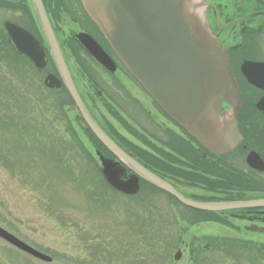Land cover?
Listing matches in <instances>:
<instances>
[{
    "label": "rangeland",
    "instance_id": "rangeland-1",
    "mask_svg": "<svg viewBox=\"0 0 264 264\" xmlns=\"http://www.w3.org/2000/svg\"><path fill=\"white\" fill-rule=\"evenodd\" d=\"M74 55L69 64L84 81H79L83 94L90 83L102 92L100 99L115 101L116 107L109 104L118 117L134 115L128 129L150 127L149 134L167 141L168 130L136 105L128 82L103 76L81 55ZM29 69L22 60L0 57V225L49 254L50 264L172 260L181 240L191 238L180 235L184 228L180 217H187L189 210L148 183H143L136 198L102 183L86 151L91 145L84 138L83 122L74 117L68 92L48 89L42 75ZM100 112L109 117L104 107ZM110 120L113 127L122 129ZM155 126L160 130L153 134ZM223 226L212 228L223 237H233L232 230ZM6 249L0 241L1 264L2 254L8 264H36L33 258L22 259ZM224 249L207 253L204 259L212 260L210 264H253V260L264 264V256L251 247H237V255L231 256ZM189 258V252L183 251L182 259Z\"/></svg>",
    "mask_w": 264,
    "mask_h": 264
},
{
    "label": "flooded vegetation",
    "instance_id": "flooded-vegetation-1",
    "mask_svg": "<svg viewBox=\"0 0 264 264\" xmlns=\"http://www.w3.org/2000/svg\"><path fill=\"white\" fill-rule=\"evenodd\" d=\"M38 1L44 9L54 40L63 55L80 104L92 120L112 139L115 138L129 154L135 156L139 163L163 179L176 194L188 200L213 203L264 198V0H206L205 2L208 26L221 46L228 51L232 73L239 90L240 101L234 112L241 140L237 148L226 155L213 153L199 144L146 94L113 53L99 28L86 13L81 0ZM5 22L22 29L40 46L41 51L48 58L45 68H37L11 43ZM80 34L89 35L102 46L115 62V72H109L85 51L78 41ZM74 54H77V57L81 55L86 63L103 76L122 77L128 82L127 87L132 93V98L136 99V105L143 107L148 116L151 115V120L157 121L160 126L168 130L169 137L166 143L149 134L146 130L151 131L150 127L140 126V130L137 131L128 129L126 125L133 124L131 122L134 120L132 117L134 115L130 112L123 114V118L116 111L120 115L118 117L110 106L111 104L116 107L115 101L107 97L105 100L100 99L102 92L97 87L93 89L89 83L88 91L83 94L80 85H83L84 81L69 64V58ZM5 55L22 60L30 71L41 74L45 86V78L48 74L62 82L52 59L36 0H0V57ZM83 65L85 66V63ZM79 81H82L80 85ZM119 82L122 83L121 80ZM61 88L66 89L64 82ZM90 89L95 92L92 91L93 93L90 94ZM70 106L75 115L80 116L75 109L74 101ZM103 107L109 117L100 112V108ZM231 111L229 105L221 103L222 117ZM110 118L122 129L113 127ZM125 129L131 134L129 135ZM158 130L160 127L155 126L153 134ZM120 131L126 132L127 135ZM105 156L115 159L113 155ZM130 172L131 170L127 169V173ZM142 181L140 179V182ZM169 196L176 199L172 195ZM186 209L190 213H186L187 217H180L184 226L180 229V235L190 234L191 238L188 242L182 239L178 249L188 251L189 259L109 261L107 264H210L212 260L197 257L204 256L205 252L221 250L220 238L223 236L220 230L215 232L212 227L223 225L227 229L230 228L229 230L234 234L233 237H229L233 241L232 247L244 245L251 247L252 250L264 251V207L226 212H201L189 207ZM242 234L246 236L239 237ZM0 241L7 247L6 253H16L22 259L30 258L3 239L0 238ZM2 256L1 261L5 260L2 264H8L5 255ZM33 262L52 263L36 259H33ZM74 262L81 264L78 261ZM214 262L216 261L213 260ZM256 263L262 264L261 261Z\"/></svg>",
    "mask_w": 264,
    "mask_h": 264
},
{
    "label": "water",
    "instance_id": "water-1",
    "mask_svg": "<svg viewBox=\"0 0 264 264\" xmlns=\"http://www.w3.org/2000/svg\"><path fill=\"white\" fill-rule=\"evenodd\" d=\"M36 1L62 81L91 131L117 158L113 160L96 152L102 175L109 186L123 194L135 195L139 190V178H143L174 195L181 203L198 210L220 212L264 207V199L216 203L185 199L122 150L80 104L43 7ZM205 1L82 0V4L121 62L163 111L203 147L226 155L237 148L241 139L234 112L240 101L239 91L227 49L221 46L208 27ZM5 28L19 52L38 68H43L46 56L32 37L9 22H5ZM79 41L100 64L114 71L115 64L99 44L86 35L79 36ZM46 82L49 87L61 86V82L52 75L47 76ZM223 102L232 111L222 117ZM127 168L131 170L129 175H126ZM0 238L37 259L52 260L2 227ZM180 256L178 252L175 259Z\"/></svg>",
    "mask_w": 264,
    "mask_h": 264
},
{
    "label": "trees",
    "instance_id": "trees-1",
    "mask_svg": "<svg viewBox=\"0 0 264 264\" xmlns=\"http://www.w3.org/2000/svg\"><path fill=\"white\" fill-rule=\"evenodd\" d=\"M80 120L83 122V120L80 118ZM4 122V121H3ZM6 123H8V122H6ZM83 124H84V122H83ZM5 125V124H4ZM70 126H71V124H70ZM73 126V125H72ZM71 126V127H72ZM84 127H85V131H86V133L89 135V137H90V140L92 141V143L96 146V147H98L99 149H101L103 152H105V153H109V151L95 138V136L90 132V130L88 129V127L84 124ZM3 130V129H2ZM55 155V154H54ZM95 162V167H96V169L99 171V169H98V166H97V163H96V161H94ZM99 173V172H98ZM102 180V183H104L105 184V181L103 180V179H101ZM106 186H107V184H106ZM176 201V200H175ZM177 202V201H176ZM177 203H179V202H177ZM221 240H222V242H221V244L223 245V247L225 248L224 249V252H226V254H228V256H231V254L232 253H235V255H237V251L238 250H235V249H233V247H235V246H231L232 245V240L231 239H229V238H221ZM262 256H264V251H259V250H257ZM256 261L257 260H253L252 262H253V264H258V263H256Z\"/></svg>",
    "mask_w": 264,
    "mask_h": 264
},
{
    "label": "bare ground",
    "instance_id": "bare-ground-1",
    "mask_svg": "<svg viewBox=\"0 0 264 264\" xmlns=\"http://www.w3.org/2000/svg\"><path fill=\"white\" fill-rule=\"evenodd\" d=\"M82 1V0H81ZM206 2V1H205ZM206 11V10H205ZM205 14H206V12H205ZM206 16V15H205ZM206 19H207V17H206ZM209 27V26H208ZM210 28V27H209ZM211 30V29H210ZM95 124H97V123H95ZM97 126H98V124H97Z\"/></svg>",
    "mask_w": 264,
    "mask_h": 264
}]
</instances>
